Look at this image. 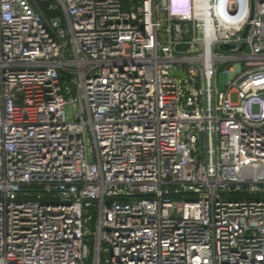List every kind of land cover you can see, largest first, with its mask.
I'll list each match as a JSON object with an SVG mask.
<instances>
[{"label": "built area", "instance_id": "obj_1", "mask_svg": "<svg viewBox=\"0 0 264 264\" xmlns=\"http://www.w3.org/2000/svg\"><path fill=\"white\" fill-rule=\"evenodd\" d=\"M0 264H264V0H0Z\"/></svg>", "mask_w": 264, "mask_h": 264}, {"label": "rangeland", "instance_id": "obj_2", "mask_svg": "<svg viewBox=\"0 0 264 264\" xmlns=\"http://www.w3.org/2000/svg\"><path fill=\"white\" fill-rule=\"evenodd\" d=\"M232 98H233V100H236V98H237L236 94H233V95H232ZM254 109L257 111V110H258V106H255Z\"/></svg>", "mask_w": 264, "mask_h": 264}]
</instances>
